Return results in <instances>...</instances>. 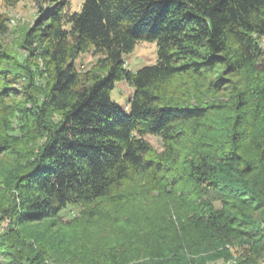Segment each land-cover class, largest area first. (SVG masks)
<instances>
[{"label":"trees","instance_id":"trees-1","mask_svg":"<svg viewBox=\"0 0 264 264\" xmlns=\"http://www.w3.org/2000/svg\"><path fill=\"white\" fill-rule=\"evenodd\" d=\"M35 3L20 47L39 62L23 74L10 70L0 12V159L13 161L0 167V260L259 263L264 0H85L80 12L71 0ZM141 43L157 44V62L133 72L126 59ZM87 53L101 57L81 71ZM120 81L134 89L127 111L111 97ZM93 226L107 237L89 239ZM129 228L140 236L119 243ZM137 240L142 254L127 260L124 243Z\"/></svg>","mask_w":264,"mask_h":264},{"label":"rangeland","instance_id":"rangeland-1","mask_svg":"<svg viewBox=\"0 0 264 264\" xmlns=\"http://www.w3.org/2000/svg\"><path fill=\"white\" fill-rule=\"evenodd\" d=\"M85 0H71V11L72 12H80L83 6ZM0 12L3 13L5 16L9 17L10 22V32L6 36L2 37L1 42L4 44V46L9 50V52L12 54L13 57V63L10 65V70L14 72H19L21 74L25 73V70L23 69L24 65L27 64L30 61L31 66L35 67L38 64V60H31L29 59L28 52L23 50L20 47V44L22 43L24 36L26 35L27 31L33 27L36 24V21L38 19V9L36 7L35 0H0ZM157 44L156 43H141L139 44L136 49L127 56V68L130 69L133 72L138 71L139 69L153 65L157 62ZM100 55H94L93 53H87L82 54L77 59V67L81 69V71H89L93 70L94 67L97 64L98 59L100 58ZM16 89H21V84L15 85ZM1 89V87H0ZM133 87L128 84L126 81H120L117 82L115 85V89L111 93L112 99L117 103V105L127 111L128 110V104L129 100L133 95ZM16 102H23L21 98L15 99ZM8 104H14L12 101L8 100ZM12 102V103H11ZM10 123L14 126L13 130H16L13 132V134L17 135L19 134V130L16 128L19 126L17 124V119L14 118V115L10 118ZM148 140L153 144V146L158 149L162 150L163 145L159 138L157 137H149ZM9 162L12 163L13 161L11 159L9 160H3L0 159V167L2 164ZM1 184V181H0ZM3 186H0V200L4 196L3 195ZM214 205L219 208L221 206L219 201H215ZM157 209V212L159 214L161 212H164V202L156 203V205H153L152 209ZM151 209V210H152ZM77 214V213H76ZM65 218L70 219L72 216L70 215H64ZM70 216V217H69ZM74 216V215H73ZM1 225V223H0ZM8 225V222H3L2 227L0 230H4V228ZM142 226L144 228H147L146 222L142 223ZM130 230H125L127 234L121 233L119 243L126 242L125 239L132 235L139 234V230H136L134 228H129ZM89 232V233H88ZM89 239L95 238H105L106 234L105 231L100 232L98 227L93 226L90 231H88ZM72 238L73 245L80 246L83 241H81L80 237H76V235ZM96 243V241H94ZM86 245V243L84 242ZM125 244L126 251L125 255L126 259H130V255L135 256V258L141 256L142 253V244H140L137 241L131 242L129 244ZM38 249V247H36ZM85 247L83 248V250ZM96 251H89V253L86 254V256H82L83 258H91V256H96L99 254V248H95ZM124 250V249H123ZM242 250V249H240ZM240 256V255H236ZM134 258V259H135ZM59 260V259H58ZM52 261V260H49ZM60 262H63L59 260ZM141 262H145L144 260H141ZM65 263V262H64ZM227 261L223 259L210 261L207 264H226ZM0 264H8V261L5 259L0 260ZM66 264H72L70 262H66Z\"/></svg>","mask_w":264,"mask_h":264},{"label":"built area","instance_id":"built-area-1","mask_svg":"<svg viewBox=\"0 0 264 264\" xmlns=\"http://www.w3.org/2000/svg\"><path fill=\"white\" fill-rule=\"evenodd\" d=\"M48 264H58V263H56L54 261H49ZM226 264H250V263H243L242 260H240L239 258L235 257V258L231 259L229 262H227ZM257 264H264V256L260 260V262L257 263Z\"/></svg>","mask_w":264,"mask_h":264}]
</instances>
